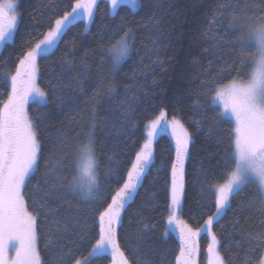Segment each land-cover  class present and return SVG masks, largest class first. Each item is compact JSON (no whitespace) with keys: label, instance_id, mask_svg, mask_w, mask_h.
I'll return each mask as SVG.
<instances>
[{"label":"trees","instance_id":"obj_1","mask_svg":"<svg viewBox=\"0 0 264 264\" xmlns=\"http://www.w3.org/2000/svg\"><path fill=\"white\" fill-rule=\"evenodd\" d=\"M71 2L74 0H17L19 17L14 42L0 50V107L7 100L9 78L15 73L22 52L47 29L48 18L70 10L67 5ZM138 4L136 10L122 5L112 16L105 11L109 4L98 0L88 28L81 19L46 58L38 59V83L46 91L48 103L41 107L30 103L29 115L39 120L44 156L53 151L55 158L70 151L69 145L75 144L77 133L83 135L91 119L88 113L95 106L94 140L102 194H114L118 187L115 183L105 187L109 165L119 166L121 175H126L135 152L147 139L145 125L149 119L161 109L165 110L166 119L179 117L191 135L180 218L195 229L215 211L210 190L225 177L223 164L230 155L227 148L233 127L230 121L219 118L218 109L208 106L202 81L223 74V82L227 83L235 76V71L228 74L227 66L236 61L239 45L235 41L242 29L230 25L232 15L254 14L247 21L240 16L243 23H252L264 4L261 0H138ZM118 27L120 31H114ZM129 29L134 36L130 40L131 52L114 69L107 50ZM110 86L116 89L111 96ZM196 99L204 106L195 108ZM129 106L134 113H125ZM128 115L134 123L128 122ZM65 139L67 142L61 143ZM153 149L156 167L144 179L134 202L122 213V227L117 229V242L130 264H176L180 254V235H164L171 162L175 159V141L168 129L157 132ZM44 171L42 160L32 184L39 183L38 195L50 201L56 219L64 217L73 227L66 234L61 229L59 236L51 235L49 225L54 221L41 216V259L43 264H53L63 255V264H73V256H86L95 243L99 212L111 202V197L107 195L105 201L102 195L98 201L85 202L66 187L53 188L51 180L45 184ZM66 173L64 169L60 175ZM260 208L256 190L248 187L232 198V207L219 223H214L213 231L223 245L221 253L230 264H242L246 252L250 264H257L263 257L264 248L248 251V242L242 235L264 228ZM196 242V264H207L209 236L203 233ZM93 264H113L111 252L93 258Z\"/></svg>","mask_w":264,"mask_h":264},{"label":"snow or ice","instance_id":"obj_2","mask_svg":"<svg viewBox=\"0 0 264 264\" xmlns=\"http://www.w3.org/2000/svg\"><path fill=\"white\" fill-rule=\"evenodd\" d=\"M105 3L110 5L105 11L112 16L117 14L122 5H130L133 9L139 6L138 0H105ZM261 3L264 4V0ZM97 6L98 0H74L67 5L70 10L59 15L54 13L55 18L50 16L47 29L22 52L15 73L10 76L11 91L0 107V264H43L38 249L41 216L54 221V224L49 225L51 235L59 236L61 229L66 234L73 227L64 217L56 219V210L51 208L50 201L38 195L39 183L32 184L42 160L45 170L42 179L45 184L51 180L53 188L66 187L69 193L77 194L88 203L100 200L102 195L105 201L107 195L111 197V202L99 212V233L95 243L86 256H73V264H93V258L109 250L113 264H130L117 242V229L122 227V213L134 202L144 179L156 167L153 139L161 128H170L175 141L167 221L168 225L176 224L180 231L181 248L176 264H196L195 256L199 252L196 237L201 231H206L210 237L207 264H230L221 253L223 245L213 231L214 223H219L232 207V198L248 187L256 190L261 203L260 211L264 214V8L252 23H243L240 16L247 21L254 14L232 15L230 25L242 29L235 41L239 45L236 61L227 66L228 74L235 71V76L227 83L223 82L226 79L223 74L211 79L205 77L202 81L208 106L218 109L219 118L230 121L233 127L227 148L230 155L223 164L225 177L222 183L212 185L210 190L214 196L215 211L207 216L200 227L193 229L178 220L176 215L183 204L185 159L190 154L191 135L176 115L166 120L164 109L145 125L147 139L135 152L126 175H121L119 166L109 165L104 176L105 187L109 183L117 184L114 194L101 192L102 178L98 175L100 163L94 140L95 106L88 113L91 119L87 122V128L83 135L77 133L75 144L69 145V152L54 158L53 151H49V155L44 156L45 149L38 134L39 120L30 116L28 110L30 103H35L37 107L48 103V95L38 83V59L46 58L67 31L81 19L92 22ZM16 8V0H0V45L14 42L18 21ZM114 31H120V28ZM132 39L134 36L129 29L108 48L113 67L128 58ZM115 91V86H110L108 95L111 96ZM193 106L199 109L204 105L196 99ZM134 111L130 106L125 109L126 114ZM127 119L129 123H134L130 115ZM66 142V139L61 141ZM161 166H164V161H161ZM64 169H67V173L60 175ZM64 181H67L66 185ZM242 235L248 242V251L264 248V228ZM12 252L14 255H10ZM130 255H134V252L130 251ZM63 259L61 255L53 264H63ZM242 264H250L247 252ZM260 264H264V257Z\"/></svg>","mask_w":264,"mask_h":264},{"label":"rangeland","instance_id":"obj_3","mask_svg":"<svg viewBox=\"0 0 264 264\" xmlns=\"http://www.w3.org/2000/svg\"><path fill=\"white\" fill-rule=\"evenodd\" d=\"M16 3H17V0H16ZM127 6H129L132 10H136V9H133L130 5H127ZM109 8H110V5H109ZM16 12H17V15H18V17H19V13H18V9L16 8ZM83 20V19H82ZM84 22H85V25H86V27L88 28L89 26H90V24H91V22L90 23H87L85 20H83ZM15 31V30H14ZM7 44V43H6ZM5 46V44H3V45H0V50L3 48ZM111 57V56H110ZM117 67H114V69H116ZM9 84H10V91H11V81H10V78H9ZM172 118H168V119H166V120H171ZM166 129H168L169 130V132H170V135L172 136V134H171V129L170 128H166ZM173 138V137H172ZM174 140V139H173ZM176 215H177V219L178 220H181V218H180V210L179 211H177V213H176ZM203 233H206V231H201V233H200V235H202ZM168 234H174L175 236L177 235L178 236V234L180 235V231H179V227L176 225V224H173V225H168V221H166V230H165V233H164V235L165 236H167ZM199 235V236H200ZM199 236L198 237H196V239H198L199 238ZM209 243H210V237H209ZM109 252H111L110 250H109ZM10 255H14V252H12V253H10ZM263 257H264V255H263ZM117 259H119V258H117ZM195 259H197V257L195 256ZM257 264H260V261L257 263Z\"/></svg>","mask_w":264,"mask_h":264}]
</instances>
